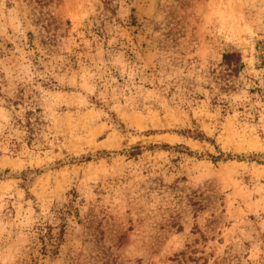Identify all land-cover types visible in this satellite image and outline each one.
<instances>
[{
    "label": "rangeland",
    "instance_id": "1",
    "mask_svg": "<svg viewBox=\"0 0 264 264\" xmlns=\"http://www.w3.org/2000/svg\"><path fill=\"white\" fill-rule=\"evenodd\" d=\"M222 258L264 264V0H0V264Z\"/></svg>",
    "mask_w": 264,
    "mask_h": 264
},
{
    "label": "trees",
    "instance_id": "2",
    "mask_svg": "<svg viewBox=\"0 0 264 264\" xmlns=\"http://www.w3.org/2000/svg\"><path fill=\"white\" fill-rule=\"evenodd\" d=\"M223 62L227 66H230L233 64H240V56L235 52L225 53V54H223ZM56 239H57V237H56ZM42 242L44 243V241H42ZM45 243L42 245L44 250H46V244ZM51 245H53V242ZM204 262H205V260L203 261V264H204ZM211 264H240V263H239V261H236V263H233L229 258H222L220 260H214Z\"/></svg>",
    "mask_w": 264,
    "mask_h": 264
}]
</instances>
